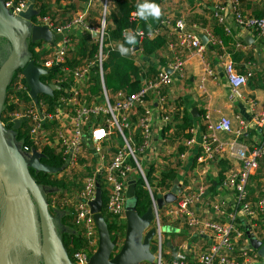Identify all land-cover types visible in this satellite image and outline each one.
Listing matches in <instances>:
<instances>
[{"label": "built area", "instance_id": "1", "mask_svg": "<svg viewBox=\"0 0 264 264\" xmlns=\"http://www.w3.org/2000/svg\"><path fill=\"white\" fill-rule=\"evenodd\" d=\"M3 1L6 9L14 16H22L29 10L30 0ZM93 1L87 0L84 11L64 21L55 20L48 14L38 16L36 1L33 8L37 15L32 16L29 21L31 25L49 27L55 35V40L37 45L34 48L35 59L30 54V60L46 70L40 80L47 76V80L41 81L44 84L56 85L58 89L53 91L52 96L39 94L35 101L29 94V86L25 83L22 71L13 82L9 94L6 93L3 109L6 103L18 107L13 112L6 113L4 119L1 115V123L6 132L13 131L15 122L21 121L15 131L14 140L28 160L34 153L44 155L43 150L48 147L60 153L65 160L62 170L54 174L63 177L76 172L82 177L81 188L74 189L72 194H66L64 202L75 219L74 233L82 238L84 245L74 253V263L87 264V259L98 247L99 236L91 212V203L96 198L97 184L102 181V191L106 195L103 214L116 223V236L119 243H122L124 235H121L120 227H126V189L129 180L134 179L136 175L143 179L153 206L154 218L151 227L156 229L152 241L155 246L153 264H255L259 255L252 247L247 232L257 236L259 225L256 221H264V194L257 200H252L248 185L250 176L257 171L264 159V141L251 149H237L240 170L231 172L218 186L221 192L232 194L231 201H227L219 191L212 195L206 176L207 167L224 153V145L219 140L218 133H233V127L232 121L225 116L212 122L209 115L205 114V131L200 133V141L196 138V126H190L186 132L191 137L184 140L186 150L179 155L180 159L184 160L190 149L196 144L199 145L194 157L192 182L182 186L176 201L158 207L157 194L169 190L157 185L163 170L159 173L155 170L154 183L151 185L147 178L148 169L141 164V156L152 137L151 109L148 107L147 98L151 92L157 95V107L165 126L176 121L173 107L168 106L164 90L172 83L173 74H183L185 60L176 56L166 66L172 69V74L162 68L139 92L131 96L118 92L112 98L104 80V48L109 45L118 49L121 54L135 58L136 61L140 59L141 52L138 46L124 47L118 41H111L109 44L106 42L109 0H104L103 25L99 29L90 27L87 21ZM222 1H214L213 14L218 23L225 26V32L231 33L225 16L226 6L229 5L235 22L246 30L254 31L256 39L264 46V17L246 16L241 9V0ZM259 1L264 8V0ZM140 14L133 11L131 19ZM76 29L86 30L98 44L94 62L79 65H71L68 62L70 58L73 59V53L77 49V42L73 38ZM94 32L96 37H93ZM174 32L178 46L188 53L205 56L207 45L202 43L198 33L187 29L182 19L176 20ZM127 33L128 30L124 31V35ZM138 34L143 36V32ZM205 35L208 37V45L221 51L218 57L222 60L228 83L234 89L246 85L253 71L239 73L231 58L226 57L227 48L223 41L212 30L206 31ZM234 46L237 49L247 47L242 42H237ZM95 65L97 67L93 74L99 80L97 92L92 91V69ZM205 72L213 76L209 63L205 66ZM26 96L29 101H26ZM140 108L143 112H140ZM239 122L241 130L236 132L238 136L248 127L245 121L239 119ZM254 123L257 127L264 128V111L254 116ZM9 125H12V128H9ZM138 131L142 139L140 144L135 138ZM17 132H24L27 142L22 138L16 140ZM118 138L121 139V144L117 143ZM163 141L168 142L164 136ZM57 204V200L53 199L51 208L61 211ZM191 240L202 241L206 248L196 249Z\"/></svg>", "mask_w": 264, "mask_h": 264}, {"label": "water", "instance_id": "2", "mask_svg": "<svg viewBox=\"0 0 264 264\" xmlns=\"http://www.w3.org/2000/svg\"><path fill=\"white\" fill-rule=\"evenodd\" d=\"M30 0L29 10L22 16L12 15L0 0V39H5L9 48L6 58L0 65V264H24L23 259L37 256L41 264H76L72 262L63 246L56 221L49 212L48 203L41 187L30 173V168L45 173H57L62 168H54L42 163V154L34 153L28 160L17 147L14 135L21 121L17 120L13 131L6 132L1 123V115L5 96L13 73L23 69L25 81L29 86L30 96L37 101L39 94L52 96L58 86L44 84L40 77L45 69L30 60L27 40L53 42L55 35L47 26L31 25L29 19L36 15L34 4ZM96 37V32L93 33ZM204 45H208V37L199 34ZM26 53V55H25ZM25 55V56H24ZM165 72L172 74V69L165 67ZM194 117L197 110H192ZM25 120V119H24ZM136 179L128 182L126 189V229L122 243L118 236L112 238L103 214V191L97 184V194L91 203V212L98 231L97 249L87 259V264H141L154 263L151 244L156 232L151 227L154 214L150 205L143 215H139L135 195ZM183 187L175 179L172 188L157 194V205L176 201ZM58 223V222H57ZM252 247L264 253V244L251 232H247ZM259 252V255L261 256ZM262 264V263H259Z\"/></svg>", "mask_w": 264, "mask_h": 264}, {"label": "crops", "instance_id": "3", "mask_svg": "<svg viewBox=\"0 0 264 264\" xmlns=\"http://www.w3.org/2000/svg\"><path fill=\"white\" fill-rule=\"evenodd\" d=\"M214 1L215 0H168L163 5L165 19L169 21L173 19H182L188 30H192L198 34H205L206 31L212 29L214 22V14L212 12ZM222 2H224V0ZM225 3H227V1H225ZM241 9L246 16H254V11H259V9L264 10L259 0H241ZM232 14L231 7L227 5L225 16L227 25L231 29V33L228 35H231L235 43L242 42L247 47L237 50L242 53L240 56L238 54L232 55L231 50L226 46V57L231 58L235 69L239 73L242 71L246 73L250 70H252L253 73L258 72V75L253 80H249L246 85L234 89L228 83L222 60L218 57L217 48L216 50L208 48L205 56L201 57L197 54L188 53L185 49L178 46L175 32L172 30V25H168L170 32L168 34L166 48L158 52V56L163 58L167 62V65H169L176 56H180L185 60L183 74H173V81L165 88L164 95L166 94L165 97L167 96L170 107H173V105L177 103H181V108L189 112L191 115V125L197 128L198 135H196V138L198 142L200 141V133L205 131L203 127L205 114L209 115V119L212 122H216L221 116H225L232 121L233 133H218V138L224 145V153L221 157L216 158L208 165L206 172L208 180L220 179L221 177L224 179L231 172L239 171L241 163L236 155L237 149L240 147L251 149L264 141V128L257 127L254 123V116L264 111V46L256 39L255 32L246 30L238 25ZM77 31L75 36L72 34L76 42H78L79 36ZM80 32L84 34L83 30H80ZM39 42L41 43L40 45L45 43V41ZM249 53L253 55V59L245 62L244 58L247 54L249 56ZM143 59L144 58L140 56L138 62L143 61ZM156 62H158V57L149 59V62L146 61V64ZM208 63L213 71V76H209L205 72V66ZM202 86H204V88H201ZM147 104L151 109L152 137L150 144L141 156V162L146 169L153 165L157 173H159L170 165L175 160V157H178V146L179 144H183V141L181 143L179 141L173 143L168 141L164 143L163 135L165 123L162 121L159 113L157 95L155 93L151 92L149 94ZM194 108L197 110V117L192 115V110ZM135 118H137V116ZM239 119L245 121L248 127L238 136L236 132L241 130ZM198 148L199 145L196 144L190 149L189 154L184 160L180 159L183 163L179 171V182L182 186L192 182L195 166L194 157ZM166 155H168L167 158L165 157ZM259 181L261 185L264 183L262 177H259ZM218 191L227 201H231V193L221 192L219 188H217V192ZM64 230L65 229H62V231ZM184 234H186V230H184ZM256 237L264 244V232H262L261 235L257 233ZM191 243L196 249L206 248L200 240H191ZM259 252L261 253V251ZM259 252L257 251L258 255ZM29 255L30 257L23 259L24 264H41L37 256H33L32 253H29ZM254 263L264 264V253H261V256L259 255Z\"/></svg>", "mask_w": 264, "mask_h": 264}, {"label": "trees", "instance_id": "4", "mask_svg": "<svg viewBox=\"0 0 264 264\" xmlns=\"http://www.w3.org/2000/svg\"><path fill=\"white\" fill-rule=\"evenodd\" d=\"M87 1V0H85ZM168 0H111L108 5V12L106 15V42L109 44L111 41H118L124 47L138 46L141 52V56L144 58L143 61H136L135 58L123 55L116 48H112L109 45L104 48V53L106 59L104 61L105 69V85L110 91L112 98L118 92H123L126 96H131L139 92L145 83H147L152 77L156 76L159 71L167 66V62L158 56V52L166 48L168 42V34L170 32L169 26L172 25L174 32V25L177 19L169 21L165 19L163 5ZM192 1V0H189ZM40 0H37L36 7L38 8V16H45L48 11L47 8L41 6ZM158 10V11H157ZM133 11H138L141 14L138 17L131 19V13ZM213 12V11H212ZM214 13V12H213ZM245 14V13H244ZM37 15V14H36ZM253 15L256 17H264V10L259 9V11H254ZM37 16V17H38ZM214 18V16H213ZM95 14L90 10L88 15V20H94ZM169 22V24H168ZM128 30V33L124 35V31ZM213 33L219 37L225 46H228L231 50V54H238L241 56V52L237 51L238 49L234 48L235 42L231 35H228L225 32V26L218 23L214 18L212 25ZM139 32H143V36H139ZM40 42L31 43L28 46V51L35 59L36 52L34 48L37 45H40ZM212 50H216V47L211 46ZM98 52V44L91 38L90 35H79L77 42V49L73 53V59L70 58L68 62L71 65H79L84 62H94L95 55ZM217 52L221 51L217 49ZM158 62L146 64L145 59L147 58H157ZM253 55L249 56L248 54L244 58V61L252 60ZM95 65L92 69V91L97 92L99 89L98 83L99 80L94 73ZM21 69H17L11 78L10 84L7 89V94H9L10 89L13 85L18 74L22 72ZM241 73H245L242 71ZM258 75V72H254L252 77L249 80H253ZM48 77H42L41 80L45 81ZM26 83V81H25ZM26 101H29V97H25ZM17 105L7 104L4 106L2 112V119L8 112H13L17 109ZM140 112H143V109H139ZM173 112L175 115V120L170 122L164 128V137L170 142L180 143L186 139H189L191 136L186 132V129L191 125V115L189 112L181 108V103L173 105ZM133 123L137 121L132 120ZM178 122V124H176ZM9 128H12V125H9ZM24 139L27 142L26 134L24 132H17L16 140ZM137 143L140 144L142 139L140 137V131L137 132L135 136ZM186 150L184 144H179L178 154L180 155ZM43 157L41 161L45 164H48L54 168H62L65 165V160L60 153L55 152L51 148L46 147L43 150ZM175 157V160L163 169L160 179L157 181V185L170 190L174 184L175 179L180 180L179 171L182 166L180 156ZM195 164V159H194ZM194 166V165H193ZM155 167L152 165L147 170V178L152 185L154 183L153 174L155 172ZM32 177L35 179L36 183L41 187L48 203L50 214L56 219L54 215V209L51 208V202L53 199L57 200L58 206L60 205L62 198H66V194H72V191L76 188H81L82 182L78 173H73L70 176L58 177L54 173H45L42 171H36L35 169H30ZM221 176V175H220ZM259 177H262L264 180V159L260 162V165L255 173L250 176V181L248 185L249 196L252 200L261 197L264 194V183L261 185ZM136 179V188L135 195L137 197L136 209L139 215H143L148 207L151 205V199L147 189L145 188V183L140 176H134ZM223 180V177L220 179H210V194H217V188L220 182ZM101 186L104 187L103 181ZM61 191L59 195H57ZM263 193V194H262ZM104 203L106 201L105 192H103ZM58 212V211H57ZM59 213V212H58ZM105 214V213H104ZM58 220V219H57ZM105 220L108 225V229L111 233L112 238L116 236L118 227L116 223L111 220L110 217L105 215ZM59 226H60V236L64 248L72 262H74L73 255L74 253L81 249L83 245L82 238L76 233H69V230L62 231V228L73 227L75 224V219L72 214H63L59 216ZM259 225L257 231L261 235L264 232V221L257 220ZM125 225L121 226V235L125 234ZM151 251H155V246L151 244ZM141 264H151L148 262H143Z\"/></svg>", "mask_w": 264, "mask_h": 264}, {"label": "rangeland", "instance_id": "5", "mask_svg": "<svg viewBox=\"0 0 264 264\" xmlns=\"http://www.w3.org/2000/svg\"><path fill=\"white\" fill-rule=\"evenodd\" d=\"M110 2H111V0H109V3ZM40 4H41V6H44L45 8H47V11H48L47 14L50 17H52L53 19L58 20V21H64L67 18H71L73 16H76L77 13H81L82 11H84L86 8V5H87V1H85V0H40ZM103 6H104V0H94L93 1L92 6H91V11H93V13L95 14V19L91 20V21L90 20L87 21L88 24L90 25V27H92L94 29H99L101 27V25H103V23H102L103 22V19H102ZM80 30H83L84 34H81ZM80 30L77 31V33H79L78 35H88V32L86 30H84V29H80ZM8 48H9L8 42L5 39H0V65L4 61V59L6 58ZM25 55H26V53H25ZM149 59H151V58L145 59V62L146 61L149 62ZM166 99L168 102V106H170V102H169L167 96H166ZM117 143L121 144L122 143L121 139L118 138ZM167 156L168 155H166L165 157L167 158ZM141 164H142V162H141ZM142 166H143V164H142ZM45 192H44V194H46ZM60 192L61 191L57 192L58 193L57 195L61 194ZM47 195H44V196H47ZM62 201H61V205H59V209L61 211L54 210V215L56 214L55 216L57 217L55 219L57 229L59 228V224H58L59 223V221H58L59 216L65 214V213L72 214L71 210L69 211L68 208L65 206L66 204H64L65 197L62 198ZM57 206H58V204H57ZM62 229L69 230L68 231L69 233L75 232L74 226L73 227L68 226L67 228H62ZM60 230H59V233H60ZM164 249H165V251L167 250L166 246Z\"/></svg>", "mask_w": 264, "mask_h": 264}, {"label": "flooded vegetation", "instance_id": "6", "mask_svg": "<svg viewBox=\"0 0 264 264\" xmlns=\"http://www.w3.org/2000/svg\"><path fill=\"white\" fill-rule=\"evenodd\" d=\"M30 38H28V40H27V43H28V46L30 45ZM32 43V42H31ZM42 162V161H41ZM43 163V162H42ZM31 169V168H30ZM1 209H2V207H1V202H0V222H1V217H2V215H1ZM60 229V226H59V228H58V230Z\"/></svg>", "mask_w": 264, "mask_h": 264}, {"label": "clouds", "instance_id": "7", "mask_svg": "<svg viewBox=\"0 0 264 264\" xmlns=\"http://www.w3.org/2000/svg\"><path fill=\"white\" fill-rule=\"evenodd\" d=\"M158 11V10H157Z\"/></svg>", "mask_w": 264, "mask_h": 264}]
</instances>
